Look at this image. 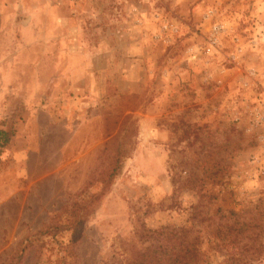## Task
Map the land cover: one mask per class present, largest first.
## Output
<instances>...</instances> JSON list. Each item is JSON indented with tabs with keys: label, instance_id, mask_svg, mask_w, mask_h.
Instances as JSON below:
<instances>
[{
	"label": "rangeland",
	"instance_id": "rangeland-1",
	"mask_svg": "<svg viewBox=\"0 0 264 264\" xmlns=\"http://www.w3.org/2000/svg\"><path fill=\"white\" fill-rule=\"evenodd\" d=\"M262 75L264 0H0V264H264Z\"/></svg>",
	"mask_w": 264,
	"mask_h": 264
},
{
	"label": "trees",
	"instance_id": "trees-1",
	"mask_svg": "<svg viewBox=\"0 0 264 264\" xmlns=\"http://www.w3.org/2000/svg\"><path fill=\"white\" fill-rule=\"evenodd\" d=\"M16 122L17 120L15 117V113L0 120V152L3 151L9 145L12 138L15 136ZM114 171H116V167H114L111 174L112 173L114 174L115 173ZM73 234H74V237L77 234V232H75V228L73 230ZM180 237L183 238V235H180ZM170 239L173 240V237H170ZM145 255H142V257L135 260L131 264H151L147 259L148 256H146L147 257L146 258ZM18 258H15V259H18ZM15 259L11 261L9 264H18V260H15ZM166 261L167 262L165 264H197V254L195 252H192L189 249V247L185 244L182 246L180 245L179 248L175 246H171L170 251H168ZM159 264H162V263H159Z\"/></svg>",
	"mask_w": 264,
	"mask_h": 264
},
{
	"label": "built area",
	"instance_id": "built-area-1",
	"mask_svg": "<svg viewBox=\"0 0 264 264\" xmlns=\"http://www.w3.org/2000/svg\"><path fill=\"white\" fill-rule=\"evenodd\" d=\"M225 28L219 22L214 23L210 27L209 38L207 44V52H211L214 49H217L221 44V37ZM248 76L250 79H253L257 76V72L255 70H249ZM261 83L264 84V75L261 76ZM261 121L264 123V117L261 118Z\"/></svg>",
	"mask_w": 264,
	"mask_h": 264
}]
</instances>
